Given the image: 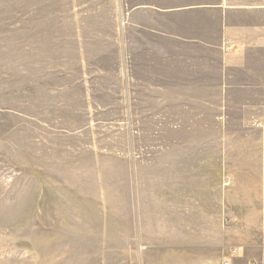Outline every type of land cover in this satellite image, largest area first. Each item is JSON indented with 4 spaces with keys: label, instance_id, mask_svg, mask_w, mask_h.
Here are the masks:
<instances>
[{
    "label": "rangeland",
    "instance_id": "374dc122",
    "mask_svg": "<svg viewBox=\"0 0 264 264\" xmlns=\"http://www.w3.org/2000/svg\"><path fill=\"white\" fill-rule=\"evenodd\" d=\"M61 2L0 0V264H217L242 226L217 137L247 129L214 104L189 128L131 122L42 29Z\"/></svg>",
    "mask_w": 264,
    "mask_h": 264
},
{
    "label": "crops",
    "instance_id": "0c3cea01",
    "mask_svg": "<svg viewBox=\"0 0 264 264\" xmlns=\"http://www.w3.org/2000/svg\"><path fill=\"white\" fill-rule=\"evenodd\" d=\"M45 13L61 56L75 49L90 65L82 80H114L108 95L123 96L130 121L189 128L214 104L226 127L247 129L217 137L239 166L220 206L242 209L217 264H264V0H62Z\"/></svg>",
    "mask_w": 264,
    "mask_h": 264
},
{
    "label": "built area",
    "instance_id": "2783aa9c",
    "mask_svg": "<svg viewBox=\"0 0 264 264\" xmlns=\"http://www.w3.org/2000/svg\"><path fill=\"white\" fill-rule=\"evenodd\" d=\"M223 264H227L226 262H223Z\"/></svg>",
    "mask_w": 264,
    "mask_h": 264
}]
</instances>
